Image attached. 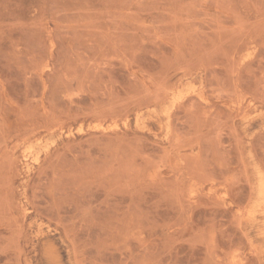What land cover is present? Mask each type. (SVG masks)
Masks as SVG:
<instances>
[{"label": "rangeland", "instance_id": "obj_1", "mask_svg": "<svg viewBox=\"0 0 264 264\" xmlns=\"http://www.w3.org/2000/svg\"><path fill=\"white\" fill-rule=\"evenodd\" d=\"M0 264H264V0H0Z\"/></svg>", "mask_w": 264, "mask_h": 264}]
</instances>
